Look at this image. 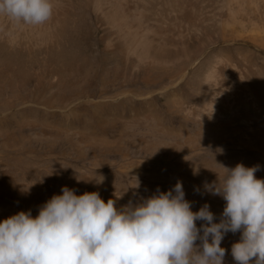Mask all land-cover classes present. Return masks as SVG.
I'll return each instance as SVG.
<instances>
[{"label": "rangeland", "instance_id": "rangeland-1", "mask_svg": "<svg viewBox=\"0 0 264 264\" xmlns=\"http://www.w3.org/2000/svg\"><path fill=\"white\" fill-rule=\"evenodd\" d=\"M51 2L42 25L0 15V222L63 187L120 210L180 181L219 223L226 201L204 186L220 165L264 180V46L242 30L264 26V3L241 28L221 26V0ZM241 235L224 236L223 264Z\"/></svg>", "mask_w": 264, "mask_h": 264}, {"label": "clouds", "instance_id": "clouds-1", "mask_svg": "<svg viewBox=\"0 0 264 264\" xmlns=\"http://www.w3.org/2000/svg\"><path fill=\"white\" fill-rule=\"evenodd\" d=\"M53 8L51 0H0V15L30 26L48 22ZM220 166L226 170L223 179L204 186L226 201L219 223L213 222L207 204L191 210L180 181L168 192L157 190L120 210L98 192L77 196L63 187L37 217L29 210L0 222V264H223L221 242L228 232L238 231L242 235L231 247L233 259L264 264V180L255 176L259 165ZM196 221L205 223L198 228Z\"/></svg>", "mask_w": 264, "mask_h": 264}, {"label": "bare ground", "instance_id": "bare-ground-1", "mask_svg": "<svg viewBox=\"0 0 264 264\" xmlns=\"http://www.w3.org/2000/svg\"><path fill=\"white\" fill-rule=\"evenodd\" d=\"M264 3V0H221V6L225 7L228 12L231 14L230 19L220 21L222 27H228L233 23L240 24L241 28L243 27V23L236 18V14L242 12L244 6H249L250 10H254L252 8H256L258 4ZM236 5V7H233ZM249 29H242L244 31H248L251 35L252 39L255 42H258L260 45L264 46V26H259L257 24H250ZM217 79V73L211 72L207 78V86L210 91L211 96H214V86L215 80Z\"/></svg>", "mask_w": 264, "mask_h": 264}]
</instances>
